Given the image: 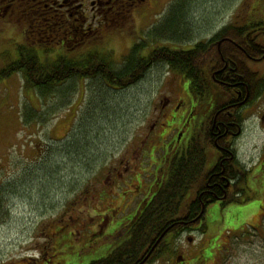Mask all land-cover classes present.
<instances>
[{
  "label": "flooded vegetation",
  "instance_id": "1",
  "mask_svg": "<svg viewBox=\"0 0 264 264\" xmlns=\"http://www.w3.org/2000/svg\"><path fill=\"white\" fill-rule=\"evenodd\" d=\"M156 1L0 0V15L2 19L9 16L10 21L29 15V26L34 18L33 24L39 23L47 31L38 33L36 42L31 39L33 46L52 48L53 60L58 56L80 60L97 53L104 57L113 54L114 58L113 44L116 35L120 36L116 31L128 20L124 15L142 13V5L146 14L156 9ZM125 8L129 9L123 12ZM253 9L245 13L243 21L217 26L201 40L194 38L190 29L170 35L164 23L167 11L147 25V41L138 33L135 36L142 42L129 40L128 53L142 44L145 48L141 55L146 57L156 47L194 46L185 42L192 36L197 43L212 41L226 29L225 37L215 40L221 64L215 65L207 82L211 91L208 101L194 99L184 78L169 68L172 77L167 95L150 132L138 143L128 145L119 165L106 174L105 182L87 185L79 198L81 210L77 216L63 213L51 220L48 241L33 244V264H101L128 241L137 217L162 178L167 156L174 153L181 157L200 139L208 148L206 190L193 201L199 203L200 212L204 210L203 217L197 222L183 215L155 243L145 246L135 263L205 261L202 257L209 254L208 249L195 242L194 235L207 227L204 216L208 207L245 204L236 201L240 192L245 193L247 202L256 199L261 203L257 218L264 223V11ZM156 14L151 11L152 18ZM159 26L157 32L153 31ZM200 131L205 133L201 135ZM246 137H251L249 147L243 142ZM173 227L176 229L167 233Z\"/></svg>",
  "mask_w": 264,
  "mask_h": 264
},
{
  "label": "rangeland",
  "instance_id": "2",
  "mask_svg": "<svg viewBox=\"0 0 264 264\" xmlns=\"http://www.w3.org/2000/svg\"><path fill=\"white\" fill-rule=\"evenodd\" d=\"M176 1L157 0L155 10L145 14L142 5V13L124 15L128 20L116 31L120 36L116 35L113 44L116 68L122 67L123 57L128 55L129 40L142 42L135 36L139 34L147 41L146 28ZM189 1L183 8V23L177 25H184L200 40L217 26L243 21L245 13L253 8L264 11V0ZM151 11L157 13L154 18ZM2 18L0 15V70L18 59L19 46L31 45V39L35 41L38 33L47 31L39 23L33 24L34 18L33 27L29 26V15L15 16L12 21L9 16ZM192 37L185 42L196 44L198 40ZM46 48L34 44L39 60L52 62V55L46 56L41 50ZM210 54L208 59L212 50ZM169 68L167 64H153L125 90L109 93L105 87L108 95L98 87L99 81L91 84L89 80L73 79L72 88L59 87L65 88L62 96L55 93L44 100L24 86L21 74L0 80V264H33V244L48 241L51 220L63 213L77 216L81 210L79 198L87 185L105 182L106 174L119 165L128 145L138 143L150 132L167 95L172 77ZM32 111L48 120L38 124L33 119L25 120ZM84 131L88 143L79 146L76 142L77 149L63 154L64 143L72 136L79 135L77 140H81ZM250 140L244 138L245 147ZM260 208L256 199L225 207L210 205L204 216V236L194 235L195 242L209 254L202 257L205 261L195 264H264V223L257 218Z\"/></svg>",
  "mask_w": 264,
  "mask_h": 264
},
{
  "label": "trees",
  "instance_id": "3",
  "mask_svg": "<svg viewBox=\"0 0 264 264\" xmlns=\"http://www.w3.org/2000/svg\"><path fill=\"white\" fill-rule=\"evenodd\" d=\"M189 2V0H177L176 3L168 6V14L164 23L170 35L178 36L179 32L183 34L189 31L184 25L182 27L177 25L178 22L183 23L182 18L186 15L183 14V8L186 9ZM154 28L153 31L157 32L160 26ZM225 32L226 29L219 32L212 41L199 42L189 50L174 49L169 46L156 47L146 57L141 55L145 48L142 44L134 46L129 53L127 52L128 55L123 57L120 68H116L113 54L104 57L97 53L95 56L87 55L86 59L80 60L58 56L57 59H52V62L47 59L41 62L32 43L27 47H18V59L0 70V80L13 74H21L24 86L34 91L39 100L48 99L55 93L62 96L65 88L60 89L59 87L69 85L72 88L73 86L70 84L73 79L89 80L91 84L99 81L101 84L98 87L105 95H108L107 90L109 93L113 90H125L142 78L145 70L151 65L164 62L186 80L188 92L194 99L205 102L209 99L210 88L207 86V82L210 80L211 72L215 69V65L220 66L221 64L215 40L225 37ZM190 34L194 35V32ZM51 49L46 48L42 52L46 56H50L52 55ZM211 50L212 58L208 59ZM224 52V45H221L220 54L223 55ZM32 119L37 124L48 120L43 117L42 113L36 111H32L28 117H25V120ZM85 133L86 131L80 133V136H83L80 138L81 140H77L79 135L70 137L69 141L64 143L62 153L77 149L76 142L79 146L81 142L87 144L88 137ZM199 133L203 135L205 132L200 131ZM63 140L61 141L63 142ZM200 141L191 143L181 157L174 153L167 156L162 166V178H160L158 186L155 187L152 198L137 217L129 233L128 241L101 264H136L135 262L145 246L155 243L160 235L179 221L183 215L188 216L190 220L199 221L196 218L200 214V205L197 200L193 201V199H197V196L206 190L205 164L206 151H208L205 141L201 139ZM76 152L80 156L81 150ZM82 159L80 158V160ZM1 191L2 189H0ZM236 192L240 191L235 190ZM240 193L242 197H246L244 192ZM237 202L244 203L243 198ZM175 229L173 227L167 233ZM204 231L203 226L200 233Z\"/></svg>",
  "mask_w": 264,
  "mask_h": 264
},
{
  "label": "bare ground",
  "instance_id": "4",
  "mask_svg": "<svg viewBox=\"0 0 264 264\" xmlns=\"http://www.w3.org/2000/svg\"><path fill=\"white\" fill-rule=\"evenodd\" d=\"M124 55H125V54H124ZM241 197H242V196H241V194H240V196L237 197L238 199L236 198V199H237L236 201H240L242 198H243L244 203H246V202L248 201V200L246 199L247 196H246V197L243 196L242 198H241ZM203 215H204V210H202V211L200 212V214L198 215L199 218L197 217L196 220H200L201 217H203Z\"/></svg>",
  "mask_w": 264,
  "mask_h": 264
},
{
  "label": "water",
  "instance_id": "5",
  "mask_svg": "<svg viewBox=\"0 0 264 264\" xmlns=\"http://www.w3.org/2000/svg\"><path fill=\"white\" fill-rule=\"evenodd\" d=\"M199 218V217H198Z\"/></svg>",
  "mask_w": 264,
  "mask_h": 264
}]
</instances>
